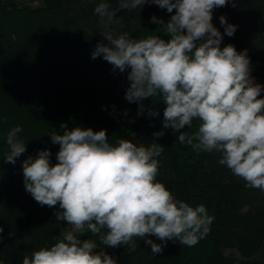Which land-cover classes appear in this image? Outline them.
I'll return each instance as SVG.
<instances>
[{
    "label": "trees",
    "instance_id": "16d2710c",
    "mask_svg": "<svg viewBox=\"0 0 264 264\" xmlns=\"http://www.w3.org/2000/svg\"><path fill=\"white\" fill-rule=\"evenodd\" d=\"M0 264H264V0H0Z\"/></svg>",
    "mask_w": 264,
    "mask_h": 264
},
{
    "label": "rangeland",
    "instance_id": "374dc122",
    "mask_svg": "<svg viewBox=\"0 0 264 264\" xmlns=\"http://www.w3.org/2000/svg\"><path fill=\"white\" fill-rule=\"evenodd\" d=\"M97 190L100 192L109 193L112 190V186L109 184H103L100 185ZM120 190H121V200L119 203L120 214L123 220H125L129 224H133V219L130 215V207L136 204L137 201L136 190L134 187L128 186L124 183L120 185ZM86 209H87V202L83 198H74L71 205V210L74 216L73 218L74 223L72 225V230L70 232L78 229L77 222L75 220L77 219V217L84 214L86 212ZM81 250L82 251L94 250V247L88 243L85 246V248L81 247Z\"/></svg>",
    "mask_w": 264,
    "mask_h": 264
}]
</instances>
